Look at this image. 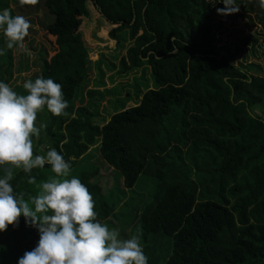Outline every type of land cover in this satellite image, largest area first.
Masks as SVG:
<instances>
[{
    "label": "trees",
    "instance_id": "1",
    "mask_svg": "<svg viewBox=\"0 0 264 264\" xmlns=\"http://www.w3.org/2000/svg\"><path fill=\"white\" fill-rule=\"evenodd\" d=\"M43 1L49 12L46 30L57 46L42 65L33 64L41 67V77L61 85L68 106L64 116L43 109L37 119L48 122L44 136L70 163L69 178H78L91 193L96 219L111 227L114 218L130 229L128 237L139 234L147 264H264V7L259 0H237L248 12L237 15L261 28L245 34L235 48H222L223 56L215 33L222 25L214 18L222 3ZM38 2L25 0L20 9L31 15ZM90 4L128 32L132 45L121 72L151 71V85L144 84L137 105L127 108L120 101L102 126L92 104L75 110L91 68L79 34L91 16ZM30 62L24 55L21 69L30 70ZM14 91L24 94L22 84ZM93 149L100 162L83 164ZM101 160L129 191L148 178L150 202L144 203L145 195L132 196L116 213L121 192L106 195L91 182L105 165ZM12 171L9 183L25 201L52 176L48 164L27 174ZM18 221L0 233V264H16L39 239L22 216Z\"/></svg>",
    "mask_w": 264,
    "mask_h": 264
},
{
    "label": "clouds",
    "instance_id": "2",
    "mask_svg": "<svg viewBox=\"0 0 264 264\" xmlns=\"http://www.w3.org/2000/svg\"><path fill=\"white\" fill-rule=\"evenodd\" d=\"M222 3L217 13L228 15L239 10L237 0H208ZM264 7V0H259ZM29 21L0 10V31L5 48L27 51L24 43ZM4 49L0 48V55ZM18 94L0 81V233L23 217L34 227L39 239L25 251L16 264H147L139 234L122 238L115 228L96 219L94 200L86 186L70 174V163L55 149L34 155L33 138H38L43 124L37 125V113L47 109L53 116H64L68 106L61 85L52 78L37 76L22 83ZM50 166L54 174L42 182L36 195L27 201L15 194L9 181L13 169L29 173L34 168ZM28 182L34 183L29 177Z\"/></svg>",
    "mask_w": 264,
    "mask_h": 264
},
{
    "label": "rangeland",
    "instance_id": "3",
    "mask_svg": "<svg viewBox=\"0 0 264 264\" xmlns=\"http://www.w3.org/2000/svg\"><path fill=\"white\" fill-rule=\"evenodd\" d=\"M23 1L25 0H0V10L7 8L10 15L23 16L30 23L28 35L24 40L27 51L5 48V38L2 31H0V48L4 49L3 55H0V81L7 83L13 90L22 84L24 80L33 79L36 74L42 76L43 72L39 66L43 64L45 58L53 55L54 49H56L55 46H57V40L48 36L46 30V16L49 12L43 5L44 1L38 0L40 6L38 4L39 7L37 6L38 8L33 10L34 13L31 12V15L26 14L29 12L28 8L20 9L23 7ZM237 6L239 12L248 13L244 9L246 5L240 6L237 4ZM89 8L91 16L84 20L79 34L88 49L91 68L87 78L88 82H85V89L82 91L84 99H77L75 110L77 111L81 107H89L92 104L93 108H97L96 110L99 113L96 118L97 123L102 126L118 110L120 101H125L127 108L137 105L145 93L144 84H150L148 81H151V71L149 67H146L134 73L121 72L122 59L126 57L127 51L132 45L129 35L126 34L128 32H120L123 28L109 22L93 4H90ZM246 16H238L236 12L228 15H221L216 12L215 23L218 26L222 25L220 28H215L217 46L220 48L222 56L226 54L222 48H235L245 34L260 30V25L255 22L252 27L251 21ZM252 16L254 18V14ZM27 54L30 56L31 61L30 70L21 69V62L24 55ZM33 61H37L36 63L39 66H35ZM39 115H43L42 111L39 112ZM74 116L76 115L74 114ZM39 124H43L45 127L41 129L38 138H33L32 150L34 155H45L48 149H54V147L50 138L44 136V130L48 122L42 117L37 119V125ZM81 161H83V164H97V162H100L94 149ZM101 162L105 164L103 160ZM43 181H46V179ZM91 182L99 185L103 194L107 195L114 190L121 192L116 213L120 211V206L132 196L145 195L144 203L150 202L153 191L151 181L144 176L141 177L132 191L125 189L121 175L117 174L107 164L100 168L98 175ZM144 203L142 204L144 205ZM109 221L113 224L109 228L117 229L120 234L122 233V238H128L130 229H122L114 218H110Z\"/></svg>",
    "mask_w": 264,
    "mask_h": 264
},
{
    "label": "water",
    "instance_id": "4",
    "mask_svg": "<svg viewBox=\"0 0 264 264\" xmlns=\"http://www.w3.org/2000/svg\"><path fill=\"white\" fill-rule=\"evenodd\" d=\"M173 40H175V38Z\"/></svg>",
    "mask_w": 264,
    "mask_h": 264
}]
</instances>
